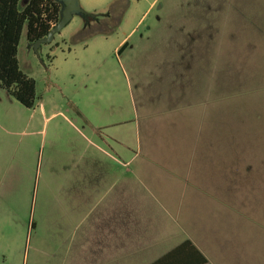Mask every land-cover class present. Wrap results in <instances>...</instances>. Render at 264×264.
Instances as JSON below:
<instances>
[{
	"label": "rangeland",
	"instance_id": "1",
	"mask_svg": "<svg viewBox=\"0 0 264 264\" xmlns=\"http://www.w3.org/2000/svg\"><path fill=\"white\" fill-rule=\"evenodd\" d=\"M26 2L20 0L19 8ZM79 3L88 16L74 15L36 49L22 31L17 60L35 81L34 106L21 105L0 88V264H35L34 247H46L30 234L29 223L42 209L43 175L83 143L72 125L90 140L93 125H126L135 143V125L149 122L169 91L175 97L180 92V125H205L206 81H212L213 115L222 69L229 138H255L253 125H264V0ZM123 38L126 46L118 53ZM222 44L225 57L228 52L223 66ZM150 57L161 60V74L146 66Z\"/></svg>",
	"mask_w": 264,
	"mask_h": 264
},
{
	"label": "crops",
	"instance_id": "2",
	"mask_svg": "<svg viewBox=\"0 0 264 264\" xmlns=\"http://www.w3.org/2000/svg\"><path fill=\"white\" fill-rule=\"evenodd\" d=\"M160 61L146 66L161 74ZM206 82L205 125H180L171 91L135 125V143L126 125H93L92 140L72 125L83 143L43 175L31 215L30 234L46 242L35 264H264V125L230 139L223 69L213 115Z\"/></svg>",
	"mask_w": 264,
	"mask_h": 264
},
{
	"label": "trees",
	"instance_id": "3",
	"mask_svg": "<svg viewBox=\"0 0 264 264\" xmlns=\"http://www.w3.org/2000/svg\"><path fill=\"white\" fill-rule=\"evenodd\" d=\"M19 1L0 0V88L21 105L32 108L37 99L35 81L19 68L17 48L20 37L24 27L31 45L45 37L59 21L62 5L56 0H27L20 9ZM125 46L126 41L117 52Z\"/></svg>",
	"mask_w": 264,
	"mask_h": 264
},
{
	"label": "water",
	"instance_id": "4",
	"mask_svg": "<svg viewBox=\"0 0 264 264\" xmlns=\"http://www.w3.org/2000/svg\"><path fill=\"white\" fill-rule=\"evenodd\" d=\"M62 5V11L59 21L48 31L45 37L35 40L32 47L36 49L42 42H50L56 32H59L74 15H84L86 12L81 8L79 0H56ZM91 17H95L94 14H90Z\"/></svg>",
	"mask_w": 264,
	"mask_h": 264
}]
</instances>
